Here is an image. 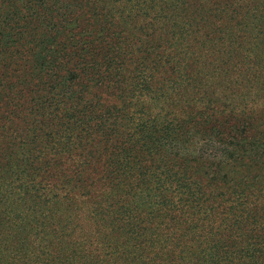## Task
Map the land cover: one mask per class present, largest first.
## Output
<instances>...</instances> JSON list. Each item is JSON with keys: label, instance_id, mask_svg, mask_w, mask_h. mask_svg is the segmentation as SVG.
Masks as SVG:
<instances>
[{"label": "rangeland", "instance_id": "obj_1", "mask_svg": "<svg viewBox=\"0 0 264 264\" xmlns=\"http://www.w3.org/2000/svg\"><path fill=\"white\" fill-rule=\"evenodd\" d=\"M15 2L12 13L0 7V140L15 130L10 149L1 147L0 174L7 169L15 197L101 202L100 190L81 197L98 175L81 167L79 108L62 115L67 66L83 89V103L71 106L100 96L118 116L113 139L127 140L123 168L133 174L109 211L137 188L157 205L132 214L126 242L136 256L120 264H161L153 240L163 235L205 249L207 264H264V0ZM24 144L32 156L13 169L8 161L21 160ZM78 226L70 239L99 254L94 225ZM178 252L164 264H199Z\"/></svg>", "mask_w": 264, "mask_h": 264}, {"label": "trees", "instance_id": "obj_2", "mask_svg": "<svg viewBox=\"0 0 264 264\" xmlns=\"http://www.w3.org/2000/svg\"><path fill=\"white\" fill-rule=\"evenodd\" d=\"M2 5L12 13L16 2L15 0H0V7ZM103 18L104 16L102 20ZM91 47V54L97 56L100 49L96 48L94 52V45ZM155 66L162 74H165L160 63ZM96 67L93 66L91 70L94 71ZM75 68L80 70L81 75L84 74V69L86 70V67L81 65ZM97 70L100 69L97 67ZM68 73L69 67L67 66L60 73L64 77L61 80L63 84L61 89L68 94L64 100L62 115L72 118L74 109L79 108L80 117L85 122V126L78 133L81 138L80 146L88 150L81 157L87 160L81 163V167L83 171H87L95 166V173L98 175L90 194L85 192L81 197L91 195L93 190H100L99 200L101 202H92L91 206H87L84 198L79 199L72 196H67L60 201L47 199L46 196L31 199L15 197L12 178L10 179V174L6 169L0 174V264H120L133 255V250H135V247L126 242L127 230L133 220L132 214L157 206L152 201L151 193L153 192L137 188L130 196L129 202L121 203L120 208L109 211L108 201L123 192L125 189L123 183L129 181L133 174L123 168L122 153L127 140L120 135L119 138L113 139L114 134L118 132L116 128L118 116L105 103L100 104V96H96L93 102L86 103L87 106L85 104L80 107L71 106L72 103H83V89L78 82L69 77ZM103 78L106 79L104 75ZM107 78V82H111L110 79L113 80L114 76ZM106 85L109 91L114 89L110 87V84ZM105 96H108V92ZM53 103H55L54 100L50 105L48 102L45 109L52 117L58 111ZM19 110L17 109L16 112L17 117L20 115ZM5 117H9L8 114ZM8 126L9 129L13 128L11 122ZM14 131L12 129V133L8 134L5 140H0V151H2L1 147L5 150L10 149ZM39 137L36 134L32 136V144L39 140ZM32 144L21 145L23 150L21 160L11 158L8 161L13 169H18L29 161L28 158L32 156L30 152ZM38 145L41 148L45 147L43 142ZM57 214H59L58 218H56ZM82 214H84L83 218H81ZM82 220L94 225L96 234H100L97 243L99 254L87 250L86 243L80 238L70 239L71 233L80 228L77 225ZM103 229L104 234L100 232ZM196 241L195 239V244ZM153 242V248L156 250L154 263L164 264L170 261L169 253L172 248H178L181 261L196 260L199 264H207L211 258L205 249L194 250L192 247L182 246L165 235L156 237ZM137 248L142 251V254L146 250L139 246Z\"/></svg>", "mask_w": 264, "mask_h": 264}]
</instances>
